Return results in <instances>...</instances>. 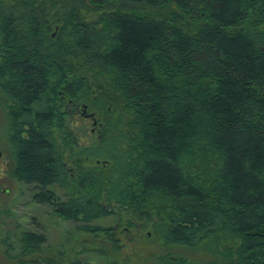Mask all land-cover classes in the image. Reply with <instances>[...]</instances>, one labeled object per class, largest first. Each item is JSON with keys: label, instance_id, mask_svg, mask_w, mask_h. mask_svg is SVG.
<instances>
[{"label": "trees", "instance_id": "16d2710c", "mask_svg": "<svg viewBox=\"0 0 264 264\" xmlns=\"http://www.w3.org/2000/svg\"><path fill=\"white\" fill-rule=\"evenodd\" d=\"M0 92L9 173L56 216L117 248L94 222L137 230L159 195L152 264H264V0H0ZM57 138L96 170L71 178ZM4 243L0 264H55L43 232Z\"/></svg>", "mask_w": 264, "mask_h": 264}, {"label": "rangeland", "instance_id": "374dc122", "mask_svg": "<svg viewBox=\"0 0 264 264\" xmlns=\"http://www.w3.org/2000/svg\"><path fill=\"white\" fill-rule=\"evenodd\" d=\"M163 10L150 15L156 18L165 17L168 11ZM57 31V28L54 27L51 30L48 29L46 34L49 38L56 39ZM3 98L4 96L0 92V257L5 248L6 238L10 237L13 242L21 230H31L44 233L46 244L41 255L54 259L55 264H73L75 260L79 264L154 263L155 255L163 253L165 250L160 239V228L158 225L156 226V223L163 222L169 202L159 195L148 197L145 208L148 211L147 215H153L152 221L136 222L138 228L134 231L122 232L121 228L125 225L115 216L95 221V224L104 227L118 225V230L113 234V238L119 245L117 248L104 234L100 232L89 234L80 231L76 227L77 223L56 216L50 205L34 199L33 195L36 189L32 185L17 181L9 173L12 159L7 141L9 124L5 115ZM109 111L111 119L121 115L123 123L122 126H119L120 128L128 126L129 113L125 109L117 110L112 107ZM91 122L92 125H96L95 120ZM91 130L95 131L93 128ZM112 130L111 134L116 136L117 133ZM109 131L106 134H101L104 141L110 134ZM122 144L125 145L124 142L118 141L119 146ZM55 145L56 151L62 157V163L66 164L65 170L71 178H77L88 170H96L94 166L96 163L98 164V160H86L87 158L82 156L80 148H77L79 146L73 147L70 144L64 146L59 138L56 139ZM196 164L193 165L194 169L197 167ZM50 189L58 197H63L62 189L56 186H52ZM181 252L193 260L206 259V255L201 249H185Z\"/></svg>", "mask_w": 264, "mask_h": 264}, {"label": "flooded vegetation", "instance_id": "af4514ba", "mask_svg": "<svg viewBox=\"0 0 264 264\" xmlns=\"http://www.w3.org/2000/svg\"><path fill=\"white\" fill-rule=\"evenodd\" d=\"M83 112H82V111ZM76 111H78L79 112V114H82V113H84L85 112V108H82V106H78V107H76ZM92 114V113H91ZM85 115V119H87L88 121H91V119H93V116H89L87 113L86 114H84ZM93 115V114H92ZM94 120V119H93ZM92 132H93V130H91ZM81 144V141H79V142H77V145H76V147L77 146H79ZM77 148H79V147H77ZM63 166H64V168L66 167V164H65V162L63 163ZM2 171V170H1ZM72 175V174H71Z\"/></svg>", "mask_w": 264, "mask_h": 264}, {"label": "water", "instance_id": "95a60500", "mask_svg": "<svg viewBox=\"0 0 264 264\" xmlns=\"http://www.w3.org/2000/svg\"><path fill=\"white\" fill-rule=\"evenodd\" d=\"M89 116H92V114H88Z\"/></svg>", "mask_w": 264, "mask_h": 264}]
</instances>
